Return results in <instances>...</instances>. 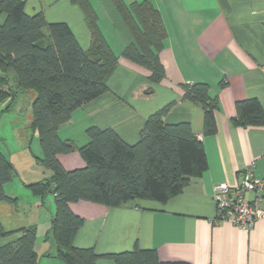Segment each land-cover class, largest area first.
<instances>
[{
    "label": "crops",
    "instance_id": "obj_1",
    "mask_svg": "<svg viewBox=\"0 0 264 264\" xmlns=\"http://www.w3.org/2000/svg\"><path fill=\"white\" fill-rule=\"evenodd\" d=\"M87 1L119 61L107 83L109 92L73 112L59 129V137L80 147L88 141L86 130L94 126L112 129L134 144L146 118L174 102L165 121L190 124L203 143L207 169L165 203L135 200L116 208L85 201L71 204L84 220L75 247L92 248L102 256L137 246L154 250L161 262L264 264V219L250 229L219 222L213 201L215 186L234 189L241 173L251 166L253 176L264 181V123L239 128L231 121L235 103L246 99H256L264 113V0H123L126 5L151 2L166 32L159 53L165 78L152 87L151 95L145 94L149 72L121 57L133 38L113 1ZM24 10L28 15L41 13L47 23H65L79 46L88 49L89 30L72 0H25ZM195 82L207 83L211 95L218 98L216 133L211 136L202 135V109L181 100V85ZM0 150L16 171L5 193L17 198V207L0 202L1 225L8 232L35 225L34 250L40 264H63L42 256L50 249L44 236L54 213L53 197L41 200L26 188L51 175L35 163L34 157L41 156L36 135L13 148L0 143ZM58 160L67 171L84 166L77 152ZM246 199L252 201L253 195L246 194ZM7 240L0 239V244ZM97 264L114 262L101 258Z\"/></svg>",
    "mask_w": 264,
    "mask_h": 264
},
{
    "label": "trees",
    "instance_id": "obj_2",
    "mask_svg": "<svg viewBox=\"0 0 264 264\" xmlns=\"http://www.w3.org/2000/svg\"><path fill=\"white\" fill-rule=\"evenodd\" d=\"M133 41L121 53L124 59L143 67L149 88L165 78L159 60L166 32L157 9L149 1L126 5L112 0ZM81 10L90 34L83 50L65 23H47L41 13H25V0H0V119L11 113L19 99L34 92L30 104L29 129L37 137L41 151L35 163L51 175L26 185L30 193L44 200L52 196L54 213L45 233L48 245L44 257L63 264H97L106 258L114 264H189L161 262L154 250L137 246L118 254L97 255L92 248H78L74 238L84 223L70 205L85 201L108 208L144 200L165 203L179 194L207 169L202 141L188 122L169 123L165 117L172 102L149 115L139 130L138 141L128 144L112 129L90 126L88 141L77 147L59 137L77 109L109 92L108 80L119 57L107 43L97 16L87 0H72ZM225 82L221 83L224 86ZM183 102L203 111V136L216 133L217 96L204 82L181 85ZM232 123L239 128L260 126L264 113L256 99L234 105ZM77 152L84 166L67 171L58 157ZM16 174L9 158L0 150V202L17 207V198L5 193V185ZM217 219V217H216ZM36 226L6 231L0 223V264H40L34 250Z\"/></svg>",
    "mask_w": 264,
    "mask_h": 264
},
{
    "label": "built area",
    "instance_id": "obj_3",
    "mask_svg": "<svg viewBox=\"0 0 264 264\" xmlns=\"http://www.w3.org/2000/svg\"><path fill=\"white\" fill-rule=\"evenodd\" d=\"M249 193L253 195L252 201L246 199ZM263 200L264 181L253 176L252 166L241 173L234 189L229 190L225 184L214 187L217 220L242 229H250L258 220L264 219Z\"/></svg>",
    "mask_w": 264,
    "mask_h": 264
},
{
    "label": "rangeland",
    "instance_id": "obj_4",
    "mask_svg": "<svg viewBox=\"0 0 264 264\" xmlns=\"http://www.w3.org/2000/svg\"><path fill=\"white\" fill-rule=\"evenodd\" d=\"M34 97V92L25 94L19 99L17 108L9 113L7 117L0 119L1 145L5 143L6 146L13 148L18 144L29 142L32 137V133L29 129V124L31 121L30 104Z\"/></svg>",
    "mask_w": 264,
    "mask_h": 264
}]
</instances>
